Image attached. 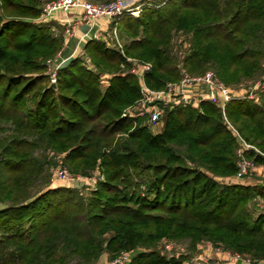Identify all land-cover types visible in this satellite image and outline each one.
Here are the masks:
<instances>
[{
    "label": "trees",
    "instance_id": "1",
    "mask_svg": "<svg viewBox=\"0 0 264 264\" xmlns=\"http://www.w3.org/2000/svg\"><path fill=\"white\" fill-rule=\"evenodd\" d=\"M41 3H0V264H96L138 248L127 264H180L148 249L164 237L264 258V182L214 178L237 172V136L264 152V89L259 102L234 97L223 109L166 106L156 133L122 116L141 95L127 57L151 64L149 88L181 78L175 32L189 35L191 73L212 66L225 85L264 76V0H165L113 19L125 44L86 41L92 66L72 58L55 88L46 60L62 47V27L29 20ZM243 155L264 166L252 148ZM59 156L71 173L101 177L88 195L49 187Z\"/></svg>",
    "mask_w": 264,
    "mask_h": 264
},
{
    "label": "rangeland",
    "instance_id": "2",
    "mask_svg": "<svg viewBox=\"0 0 264 264\" xmlns=\"http://www.w3.org/2000/svg\"><path fill=\"white\" fill-rule=\"evenodd\" d=\"M50 0H41V4L38 5L39 8H41L44 4H46L47 2H49ZM91 2L94 3H99V2H105L109 0H89ZM113 1V0H110ZM165 0H132L133 6H139L140 10L145 7V6H158V4H162V2ZM1 3V0H0ZM57 14V13H56ZM130 16H134L137 17L135 15H130ZM31 22L33 23H44L50 20L51 17L47 18L44 17L42 14L39 15L38 17L35 18H31L29 19ZM55 21V20H53ZM57 22V21H55ZM61 29L58 30L54 29L55 32L57 33L58 36H62L63 38V43L64 40L69 38V36L73 35L74 33V29L71 26H65V25H61ZM115 29V30H114ZM110 31V30H109ZM124 34L122 33V30L118 28H113L110 31L109 35H105V37H101L98 35L92 36L91 34H83L82 35V41H84L83 45L85 44L86 41L88 40H103L105 41L107 44L109 45H113L116 44L118 46V42L121 44V46H123L126 42V38L123 36ZM173 39H174V52L177 54L178 56V60H179V68L181 70V74L183 77L185 76H189V77H198V76H202L203 74H205L206 72H212L216 75V71L212 66H208L205 68V70L201 73L198 74H194L191 73L187 70V68L184 67V64L182 62V58L183 55H185L188 52L189 49V35L188 33H183V32H175L173 34ZM63 45V44H62ZM84 47V46H83ZM119 47V46H118ZM62 48V47H61ZM58 52L52 57V58H48L46 60V65H47V73L49 75V80H50V84H51V78L55 77V73L56 71L65 66L70 60H68L66 63H61L59 65V63L56 62V60H58L57 58ZM76 56H83V60L85 62V64H87L88 66H92L89 61L88 58L85 56L84 51L82 49V52L79 53L78 55H75L73 58H75ZM131 62H132V68L135 69L136 72L140 71V64L142 61L137 60L135 58H131V57H127ZM107 76V75H106ZM264 76H256L253 78H249V79H244L241 80L237 83H233L230 85H225L223 83V85L225 87H227L229 89V91L233 94V98L237 97L240 99H247V100H253L254 102H259L260 97H261V93L264 89ZM219 78V77H217ZM138 79V78H137ZM181 79V78H180ZM179 79V80H180ZM177 80V81H179ZM101 82V86L104 87V83L106 81L105 77L102 78ZM177 81H167L165 84L169 83V82H177ZM54 83H56L54 81ZM164 84V85H165ZM248 95H253V97H255L256 99H252L249 98ZM181 95L176 94L174 96L175 99L172 100H179ZM168 101V104H166V106L170 107L173 106L175 104H181V103H174L173 101ZM213 102V101H212ZM216 103V102H214ZM217 104V103H216ZM218 105V104H217ZM165 106V107H166ZM219 106V105H218ZM131 112L135 111V110H129ZM164 116V114H163ZM135 119H140L146 126L147 128L152 132V133H156L158 131L161 130V127L163 126V122H164V118L162 117L158 122L151 124L148 121V118L146 115H140L135 117ZM136 123H134V125H136ZM227 126L233 130V128L231 127V125L226 121ZM240 148V145H239ZM250 148V147H249ZM58 164L54 167H52L50 169L49 172V187H72V188H78V189H82L81 192L84 196L88 195L90 190H92L95 187L96 184V180L97 178H100L99 176H96L97 174L93 175L92 177H85L82 176L78 173H71L68 168L66 167V165L63 164L61 156H59L57 158ZM65 169L68 173L67 178L63 177L59 174H57L58 170H63ZM75 175V176H73ZM215 180H217L218 182H227V183H231V182H247V181H253L254 179L259 180V183L264 182V176H258L255 174V171L241 177V178H237L234 175L232 176H214ZM33 191V190H32ZM251 204L248 205V207H250ZM5 205L0 203V209L4 208ZM149 250H156L158 252H160V254L164 255L165 257L169 258V257H174V258H180V264H248V262L246 261L247 259L251 260L249 256H244V255H239V257H236V255L232 254L231 252L228 251H224L222 250V248L218 245H214L211 241L206 240L203 243L200 244H195L194 247H190V244L187 241H182L180 239H176V238H161L156 244H154L153 246L148 248ZM147 249V250H148ZM141 250H144V248H138L134 251H132L131 257L136 253V252H140ZM110 261L106 257L103 255V257H99V259L97 260L96 264H110Z\"/></svg>",
    "mask_w": 264,
    "mask_h": 264
},
{
    "label": "built area",
    "instance_id": "3",
    "mask_svg": "<svg viewBox=\"0 0 264 264\" xmlns=\"http://www.w3.org/2000/svg\"><path fill=\"white\" fill-rule=\"evenodd\" d=\"M80 9L83 13V17L86 19H97L105 18L108 20H119L123 15H135L138 16L140 8L139 6H133L132 0H113L109 2H99L94 3L89 0H50L42 7V15L44 17H51L56 12H68L71 9ZM115 30V29H114ZM119 48L121 44L117 43ZM140 71L136 72L134 68L131 71L137 76L140 97L132 105L125 108L122 116H126L129 119H134L140 115H146L149 123L154 124L158 122L164 114L165 106L168 101L175 99L176 94L181 95L179 100H172L174 103H181L183 105H191L193 107L195 103H199L202 100L208 99L210 101L216 102L221 109L233 98V94L229 91L227 87L215 76L212 72H206L202 76L189 77L183 76L177 82H169L160 89L149 88L144 81V76L151 69V64L149 62L142 61L140 64ZM51 81H55L52 77ZM206 85L214 90L217 95H210L209 93H201L198 97L191 98V96H184L181 93L185 86L194 87L197 85ZM249 98L256 99L253 95H248ZM205 98V99H204ZM135 110L133 112L129 110ZM234 130V129H233ZM238 140L240 142V148L238 149L239 159L237 161L238 170L235 173V177L241 178L256 170L257 164L249 158L243 155V150L252 148L256 152L264 156V152L259 151L254 146L244 142L239 136ZM250 147V148H249ZM68 172L63 170H58L57 174L67 178ZM75 176V175H73ZM264 209V206H263ZM131 251H122L110 261V264H127L131 258ZM239 257L238 254H234ZM248 264H264V258L258 260H246Z\"/></svg>",
    "mask_w": 264,
    "mask_h": 264
},
{
    "label": "crops",
    "instance_id": "4",
    "mask_svg": "<svg viewBox=\"0 0 264 264\" xmlns=\"http://www.w3.org/2000/svg\"><path fill=\"white\" fill-rule=\"evenodd\" d=\"M57 13V14H56ZM51 16V19L57 21V23L61 25L71 26L74 29L73 35L69 36V38L64 40L62 48L58 51L56 60L59 65L61 63H66L68 60H71L75 55H78L82 52L83 43L85 40L82 41L83 34H91L92 36L98 35L101 37H105V35H109V24L110 20L105 18H97V19H86L83 17V13L80 9H71L70 11L64 12H56ZM107 79L108 76L102 75L101 79ZM103 82V81H102ZM107 81H105L104 86H106ZM209 93L210 95H217V93L212 90L209 86L200 84L194 87L185 86L183 91V95L191 96L194 98L199 96L201 93ZM182 95V94H181ZM205 99V98H204ZM208 100V99H205ZM199 103H195L194 106L197 107ZM164 125V124H163ZM163 126L161 127L162 130ZM160 130V131H161ZM159 132V131H158ZM255 174L258 176H264V166L257 165L255 170ZM244 184L252 185L255 183H259V180L254 179L253 181H245ZM106 257V254H102Z\"/></svg>",
    "mask_w": 264,
    "mask_h": 264
},
{
    "label": "water",
    "instance_id": "5",
    "mask_svg": "<svg viewBox=\"0 0 264 264\" xmlns=\"http://www.w3.org/2000/svg\"><path fill=\"white\" fill-rule=\"evenodd\" d=\"M49 86L52 87V88H55V83H54V81H52L51 84H50Z\"/></svg>",
    "mask_w": 264,
    "mask_h": 264
}]
</instances>
